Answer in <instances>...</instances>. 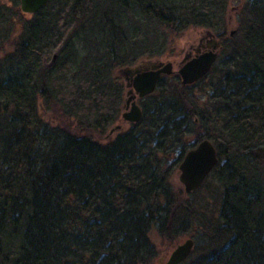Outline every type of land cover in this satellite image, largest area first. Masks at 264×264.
<instances>
[{"label":"trees","instance_id":"obj_1","mask_svg":"<svg viewBox=\"0 0 264 264\" xmlns=\"http://www.w3.org/2000/svg\"><path fill=\"white\" fill-rule=\"evenodd\" d=\"M225 1L122 6L174 39L212 26ZM67 2L50 0L21 23L13 50L0 58V264H157L159 245L186 235L194 248L180 264H264V0H245L236 32L217 35L219 60L205 76L183 85L177 74L163 75L140 98V120L114 136L108 129L123 120V85L103 75L128 58L120 28L106 32L108 60L88 67L77 87L92 121L54 93L50 69L40 66L56 39V64L75 61L88 3L73 0L66 10ZM106 90L113 92L107 106ZM204 138L218 156L207 204L197 199L201 187L185 192L170 178Z\"/></svg>","mask_w":264,"mask_h":264},{"label":"rangeland","instance_id":"obj_2","mask_svg":"<svg viewBox=\"0 0 264 264\" xmlns=\"http://www.w3.org/2000/svg\"><path fill=\"white\" fill-rule=\"evenodd\" d=\"M62 1L63 0H52V5L54 7H59ZM67 1L66 10L69 9L73 0ZM84 1L88 3V9L86 18L82 21V26L78 28L74 38L73 54L75 55V61L69 63L68 67H63L62 64H56L57 61L59 62V56L53 61V55L55 53L58 55V48L62 46V40L56 39V44H52L51 46L45 43L47 48L42 51L40 56V66L50 69L47 73L52 77L49 85L54 93L65 101L64 103H66L69 108H72V111L79 113L81 118L92 121L93 119L92 116H90L89 107L86 108L87 102L82 99L83 94L77 87H79L78 84L80 82L85 81L86 77L89 76L88 67L93 63L108 60L109 56L106 53L105 47L108 45L109 40H107L108 37L106 38L105 36L111 26H116L121 29L122 40H124L123 51L129 52V55L127 54L128 58L123 60L120 66L112 68L108 71V74L103 75L107 80L108 77H110L123 85L120 104V115L122 117V113L125 111V101L128 96L127 92L130 89L129 76L131 68L140 65L147 66L159 61H171L173 64V73L177 74V69L186 59L190 58L198 51L210 48L212 44H216V50L219 54L220 39L217 35L223 33L229 36L236 32V28L238 27L236 23L238 19V10L245 0H226L224 2L223 14L217 21H215V19L213 20L212 26L190 27L186 29L181 36L174 37V39L170 37L171 35L166 37L165 30L154 20L148 19L147 16L140 14L137 8H130L128 5L122 6L123 0ZM166 1L175 3V0ZM18 6V0H0V58L13 50L17 37L22 35V28L20 29L21 23L32 18L31 14H21L20 11L16 9ZM69 16H71V13ZM99 27L102 32L101 34L98 31ZM62 35L63 37L61 38H64L65 34ZM226 51L227 50L221 51V57H224L227 53ZM133 54L137 56L133 58L134 62L131 63ZM117 55L121 56V53L118 51ZM217 60L219 59L217 58ZM107 64L109 65V63ZM39 75L40 70L38 69L35 75L38 80L40 77ZM83 89L87 88L84 86ZM104 92L107 96L103 100V105L107 106L113 99V92L112 90H106ZM140 101V98L136 100L139 106H141ZM118 125L121 127L115 129L111 133L109 131L113 129L115 125L110 127L108 129V134L114 136L117 130L123 131L127 129L130 123L121 120ZM178 165L172 171L170 178L172 184L184 191L183 185L178 180ZM210 173L200 186L201 188L197 198L199 201L206 204L207 202H214L215 191L217 189L215 180ZM191 232H189V234H191ZM188 237L191 236H183L177 243L172 245H163L161 243L159 245L160 250L158 252L157 264H162L171 250ZM158 243L160 242L157 240V244Z\"/></svg>","mask_w":264,"mask_h":264},{"label":"water","instance_id":"obj_3","mask_svg":"<svg viewBox=\"0 0 264 264\" xmlns=\"http://www.w3.org/2000/svg\"><path fill=\"white\" fill-rule=\"evenodd\" d=\"M48 0H20V9L26 13H35L40 10ZM232 34V33H231ZM216 44L210 48L196 52L186 59L177 69V74L183 85L192 84L205 76L217 60ZM57 57L53 55V61ZM173 73L171 61L152 63L147 66H136L130 69L131 89L127 92L125 111L122 118L134 123L142 116L141 107L136 98L145 97L154 92L159 79L163 75ZM116 125L109 132L119 129ZM218 161L217 150L212 141L207 138L200 140L194 147L188 149L178 165V180L185 192L197 190L212 171ZM194 248V239L188 237L177 244L162 264H180L186 260Z\"/></svg>","mask_w":264,"mask_h":264},{"label":"flooded vegetation","instance_id":"obj_4","mask_svg":"<svg viewBox=\"0 0 264 264\" xmlns=\"http://www.w3.org/2000/svg\"><path fill=\"white\" fill-rule=\"evenodd\" d=\"M49 1L50 0H48L47 2H46V4L40 9V10H38L37 12H35V13H26V12H23L21 9H20V0H18V2H19V6H18V8H16L17 10H19L20 11V13L21 14H31V16L33 17V16H35V18H38L37 16H38V14L40 13V11L44 8V7H46L48 4H49ZM178 75V74H177ZM130 89H131V84H130ZM129 89V90H130ZM137 99H139V98H136V100ZM141 107V106H140ZM142 110V109H141Z\"/></svg>","mask_w":264,"mask_h":264}]
</instances>
